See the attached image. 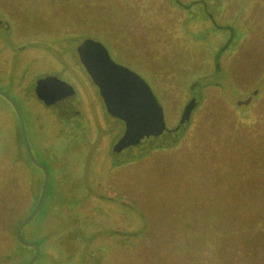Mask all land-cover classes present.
<instances>
[{"label": "rangeland", "instance_id": "1", "mask_svg": "<svg viewBox=\"0 0 264 264\" xmlns=\"http://www.w3.org/2000/svg\"><path fill=\"white\" fill-rule=\"evenodd\" d=\"M155 1L0 0V94L13 106L0 96V152L10 151L0 155V264L36 254L32 264H264V0L202 1L205 12L219 11L222 31L174 9L152 18L164 5ZM86 38L146 82L169 130L191 82L218 86L201 84L175 146L118 154L125 126L81 62ZM49 75L74 96L43 103L37 82ZM22 145L48 179L43 206L20 231L38 253L15 242L41 187L40 175L24 174Z\"/></svg>", "mask_w": 264, "mask_h": 264}, {"label": "water", "instance_id": "2", "mask_svg": "<svg viewBox=\"0 0 264 264\" xmlns=\"http://www.w3.org/2000/svg\"><path fill=\"white\" fill-rule=\"evenodd\" d=\"M79 54L90 79L98 87L107 112L124 123V134L115 146L118 154L127 151L125 153L136 156L154 146L171 147L184 135L190 120V107L184 109L178 126L169 130L163 110L150 87L140 76L113 62L100 42L85 40ZM36 95L46 105L54 106L71 99L74 91L67 83L49 75L37 82ZM249 102L250 99H247L239 102V105L246 106ZM47 180L45 172L39 203L33 214L16 230V238L22 244L32 246L21 239L20 231L39 211ZM34 248L38 253V249ZM36 259L37 254L29 264Z\"/></svg>", "mask_w": 264, "mask_h": 264}, {"label": "trees", "instance_id": "3", "mask_svg": "<svg viewBox=\"0 0 264 264\" xmlns=\"http://www.w3.org/2000/svg\"><path fill=\"white\" fill-rule=\"evenodd\" d=\"M161 1V0H160ZM204 2V7H205V3H206V5H207V2H205V0H198V2H189V3H184L182 0H163L162 2L164 3V5H162V6H155L156 8H155V10H157V11H155V13L152 15V18L153 17H155V16H157V17H160V16H162V15H164L163 13H159L160 11H159V9H165L164 11H165V15H168V16H171V15H173V13H172V11L170 10V9H174V10H177V11H179L180 12V14H184L185 16V19H187V20H189V22L191 23L192 21L191 20H194V19H196V18H199V17H201V18H203V19H207L208 21H209V19L212 21V24H211V29L210 30H212L213 29V31H222L224 28L223 27H218V25H217V23H216V21H215V15H217V11H215L214 9L212 10V13L211 12H209V10L208 9H206V12L203 10L204 9V7L201 5V2ZM155 2H159L158 0H156ZM165 3H167V4H165ZM194 7V10H199V11H197L196 13H195V11L193 10V11H189V10H191L192 8ZM208 10V11H207ZM137 14H138V12H136ZM174 13H176V12H174ZM218 13H219V11H218ZM164 15V16H165ZM189 23V24H190ZM225 29H230V31L232 32V27L230 26H226V28ZM205 30H207V29H204L203 31H205ZM204 33V32H203ZM232 35H234L233 33H231L230 34V36H229V38H227V40H226V42H225V44L224 45H222L219 49H218V51H217V54L216 55H214V72H213V74H219V72H220V69H219V60H220V58H221V56H222V54L227 50V47H228V45H229V43L234 39L233 37H232ZM243 36V35H242ZM86 39H88V38H86ZM85 41V40H84ZM201 82V83H200ZM201 84H203V86H202V89H204L205 87H207V86H211V85H217L218 86V84H215V83H204V78H203V80H201L200 78L198 79V80H196V81H193V82H191L190 84H189V88H188V93H189V98H188V102L185 104V107H184V109L185 108H187V107H190V109H191V111H190V115H191V113L196 109V107L198 106V103H199V101L201 100V98H203V95H202V90L201 89H199V87L201 86ZM197 88V91H199V97L198 98H200V99H195L194 97H190L191 96V93L192 92H194L195 91V89ZM188 127V126H187ZM209 128H210V126L208 125V124H205V125H203L202 127H199V129L200 130H202L203 132L204 131H206L207 132V135H208V140H210V139H215L214 138V135L213 134H210L209 133ZM186 130H187V128H186ZM262 138H264V136L262 137ZM176 144V143H175ZM175 144L174 145H172V146H175ZM171 146V147H172ZM199 146H202L201 144L199 145ZM21 151H22V155H23V158H25V160H23V161H21V164L23 165V167H24V169H25V175H28V177H30L31 178V175L32 174H34V175H32V177H34L35 175H37V177H39V175L41 176V177H39L40 178V182H41V187H40V189H39V191H38V194L32 199V202H35L36 204H35V207H34V209H33V211L26 217V218H28L29 216H31V214L35 211V209H36V207H37V205H38V203H39V200H40V197H41V193H42V188H43V183H44V177H45V173H44V170H43V168H41V167H39V166H36V165H34L32 162H29V160L27 159V157H26V151H25V149L23 148V145L21 146ZM10 152V151H9ZM8 152V150L6 151V149L5 150H3L2 152H0V155L1 156H4V155H10V153ZM12 158H13V160H12ZM11 164L13 165V166H18L19 164H20V162L16 159V155H14L13 157H11ZM1 171H2V166H1ZM1 171H0V174H1V177H0V185H3V184H5L4 182H3V180L4 179H6L7 178V176L5 175L6 173L4 172V173H1ZM46 196V195H45ZM44 196V199H43V202H45V200H46V197ZM43 202H42V205H41V207L43 206ZM41 207H40V209H41ZM38 214V213H37ZM37 214L33 217V219L30 221V222H28L23 228H22V230H25V229H27V228H29L31 225H32V221L34 220V218L37 216ZM25 218V219H26ZM24 219V220H25ZM22 222V221H21ZM21 222L19 223V225L21 224ZM18 225V226H19ZM18 226L16 227V228H18ZM15 242H16V244L18 245V247H30V248H32L35 252H36V249L34 248V247H31V246H28V245H25V244H22L21 242H19L18 240H17V238L15 237ZM33 260V258H31L27 263H25V264H29L31 261ZM37 260V259H36ZM36 260H35V262H36ZM34 262V263H35Z\"/></svg>", "mask_w": 264, "mask_h": 264}, {"label": "flooded vegetation", "instance_id": "4", "mask_svg": "<svg viewBox=\"0 0 264 264\" xmlns=\"http://www.w3.org/2000/svg\"><path fill=\"white\" fill-rule=\"evenodd\" d=\"M0 96L3 97L4 101L7 102L8 105L10 104V106L13 107L10 100L4 94H0Z\"/></svg>", "mask_w": 264, "mask_h": 264}]
</instances>
